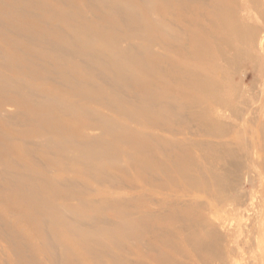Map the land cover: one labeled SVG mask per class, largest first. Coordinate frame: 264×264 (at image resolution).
<instances>
[{"label": "bare ground", "instance_id": "obj_1", "mask_svg": "<svg viewBox=\"0 0 264 264\" xmlns=\"http://www.w3.org/2000/svg\"><path fill=\"white\" fill-rule=\"evenodd\" d=\"M262 258L264 0H0V264Z\"/></svg>", "mask_w": 264, "mask_h": 264}, {"label": "rangeland", "instance_id": "obj_2", "mask_svg": "<svg viewBox=\"0 0 264 264\" xmlns=\"http://www.w3.org/2000/svg\"><path fill=\"white\" fill-rule=\"evenodd\" d=\"M234 79H235V82H239L241 80V77L240 76H235ZM251 81H252L251 77H248L247 84L249 85L251 83ZM259 190H261V191L263 190L261 186H259ZM245 191H246L245 194L252 195V191H253L252 186H250V185L247 186V189ZM226 209H228V206H226ZM237 218H238L237 216H235L234 214H231V213L229 215H223V217H221V221L218 223L219 224L218 226L221 227V228L224 227L227 230V229L230 228L229 225L233 221H236ZM244 220H245V218L243 219V221ZM240 222H242V220ZM147 239H148V237H147ZM3 246H5V244H3ZM161 251L162 252H165V249H161ZM243 255H245V254H243V253L239 254V256H243ZM186 264H195V263H193V262L190 261V262H186ZM196 264H198V263L196 262ZM261 264H264V258H262Z\"/></svg>", "mask_w": 264, "mask_h": 264}]
</instances>
